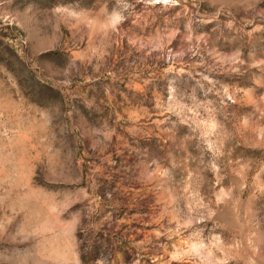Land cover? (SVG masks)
<instances>
[{
	"label": "rangeland",
	"instance_id": "rangeland-1",
	"mask_svg": "<svg viewBox=\"0 0 264 264\" xmlns=\"http://www.w3.org/2000/svg\"><path fill=\"white\" fill-rule=\"evenodd\" d=\"M0 264H264V0H0Z\"/></svg>",
	"mask_w": 264,
	"mask_h": 264
}]
</instances>
